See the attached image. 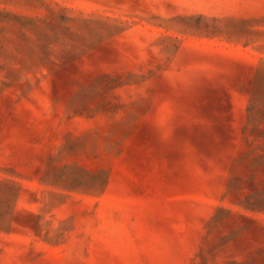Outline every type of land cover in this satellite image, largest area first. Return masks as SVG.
Listing matches in <instances>:
<instances>
[{
  "label": "rangeland",
  "instance_id": "1",
  "mask_svg": "<svg viewBox=\"0 0 264 264\" xmlns=\"http://www.w3.org/2000/svg\"><path fill=\"white\" fill-rule=\"evenodd\" d=\"M0 264H264V0H0Z\"/></svg>",
  "mask_w": 264,
  "mask_h": 264
}]
</instances>
